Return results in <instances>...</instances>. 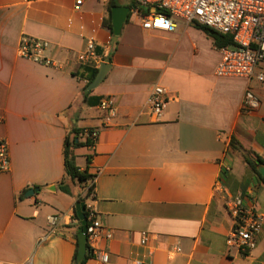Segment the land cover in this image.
Segmentation results:
<instances>
[{"label":"crops","instance_id":"0c3cea01","mask_svg":"<svg viewBox=\"0 0 264 264\" xmlns=\"http://www.w3.org/2000/svg\"><path fill=\"white\" fill-rule=\"evenodd\" d=\"M110 1L82 0L74 10L75 0H0V139L10 159L0 173V264H72L73 210L85 190L66 180L65 193L58 184L64 139L86 128L98 136L75 149V163L84 169L92 153L90 196L102 225L96 246L109 260L91 256L85 264H264V177L230 146L234 139L264 160V83L216 76L209 34L179 17L173 31L143 29L131 0H113L130 7L113 41ZM21 35L48 41L44 55L61 67L20 57ZM87 39L110 64L88 98L111 97L114 117L84 101L88 66L77 54ZM154 84L171 97L160 119L146 104ZM247 88L263 99L251 111L242 108ZM234 196L263 218L247 252L226 245L233 221L225 199ZM58 214L59 223L48 225L46 217Z\"/></svg>","mask_w":264,"mask_h":264},{"label":"built area","instance_id":"2783aa9c","mask_svg":"<svg viewBox=\"0 0 264 264\" xmlns=\"http://www.w3.org/2000/svg\"><path fill=\"white\" fill-rule=\"evenodd\" d=\"M136 10L141 14L143 29H163L173 31V17H179L187 23H196L231 37V44L215 46L219 53V61L215 75L219 77H237L256 80L264 83V0H131ZM82 0H75L74 10H78ZM146 12L142 13V10ZM48 41L21 35L17 53L20 57L53 68L61 65L52 58L44 55L49 48ZM94 39H87L84 50L77 54V60L83 65L97 69L102 59L96 54ZM171 97L160 84H154L146 100L148 109L154 119H160ZM263 99L251 88H247L242 99V108L251 111L260 106ZM97 108L108 117H114L116 108L111 97L99 100ZM85 137L96 142L98 130L85 131ZM10 168L7 142L0 139V173ZM87 246L89 253L102 263H107V253L97 248L96 242L102 236V225L93 207L91 196L84 200ZM225 208L233 221L226 245L239 251L247 252L256 245V237L262 225V216L243 203L241 196L225 199ZM63 215H48L46 221L55 227ZM72 221L77 219L73 217ZM110 238L109 231L105 232ZM141 244L147 241V233H141ZM180 251L179 246L173 249ZM133 264H142L134 260Z\"/></svg>","mask_w":264,"mask_h":264},{"label":"trees","instance_id":"16d2710c","mask_svg":"<svg viewBox=\"0 0 264 264\" xmlns=\"http://www.w3.org/2000/svg\"><path fill=\"white\" fill-rule=\"evenodd\" d=\"M113 5H114V1L111 0L108 5V19L105 22L107 28L110 30L111 33H113L112 21H111V7ZM143 12H146V10L143 9ZM194 24L197 25L199 28H201L203 31H205L207 34H209L213 38L216 46L231 44V37L229 35L221 34L219 32L214 31L211 28L201 26L196 23ZM113 44H115V42H113ZM82 70L83 72L81 74L82 76L84 75L86 76L88 83H90L94 79L97 73V69H92L88 67H84ZM88 95H89V91H85V88H83L84 101L87 104H98L99 100L96 99L95 101L91 102L90 99L88 98ZM86 130L91 131L92 128L72 129L71 132L66 135L63 144V165H64L65 176L64 179L61 180L60 183L58 184L59 189L67 193L68 185L66 183V180L76 182L83 190H85L84 197H80L78 201H84L90 195L92 196L94 190L93 178L95 175L88 172V165L90 163L92 153L86 156L87 166L84 169L80 170V168L75 163L76 148L93 146V141L90 138L84 136ZM230 146L232 149L239 152L243 156L244 161L249 166V168L259 177H261L259 171L257 170V166L258 164H264V160H262L259 156L252 153L251 151L245 149L239 142H237L234 139L230 140ZM73 215L77 219V228L79 231L80 222L76 215L75 208L73 210ZM77 238H78V233L75 235L76 248L72 257V264H85V261L91 257V253H88L82 260H77V250H78Z\"/></svg>","mask_w":264,"mask_h":264},{"label":"water","instance_id":"95a60500","mask_svg":"<svg viewBox=\"0 0 264 264\" xmlns=\"http://www.w3.org/2000/svg\"><path fill=\"white\" fill-rule=\"evenodd\" d=\"M130 7L128 6H113L111 8V17H112V29H113V41L116 40L119 35L122 25L127 18ZM110 68L109 63L102 62L98 69L94 79L88 83L85 88V91H90L97 87L99 83L103 80L105 74ZM257 170L264 177V164H258ZM38 188H30L26 191L25 195H32L34 192H37ZM75 212L80 222V228L78 231V250H77V260H82L88 253L89 248L87 246V238L85 235L86 230V217H85V205L84 201H78L75 203Z\"/></svg>","mask_w":264,"mask_h":264},{"label":"rangeland","instance_id":"374dc122","mask_svg":"<svg viewBox=\"0 0 264 264\" xmlns=\"http://www.w3.org/2000/svg\"><path fill=\"white\" fill-rule=\"evenodd\" d=\"M255 83H256V80H252V85H255ZM86 149V147H81V148H79V151L80 152H83L84 150ZM71 187H73V186H71Z\"/></svg>","mask_w":264,"mask_h":264}]
</instances>
